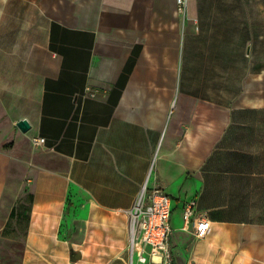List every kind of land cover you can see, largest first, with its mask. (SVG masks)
Here are the masks:
<instances>
[{
	"label": "crops",
	"instance_id": "1",
	"mask_svg": "<svg viewBox=\"0 0 264 264\" xmlns=\"http://www.w3.org/2000/svg\"><path fill=\"white\" fill-rule=\"evenodd\" d=\"M9 136L61 161L27 178L21 264H264V0H0ZM144 187L171 198L170 261L131 248Z\"/></svg>",
	"mask_w": 264,
	"mask_h": 264
},
{
	"label": "rangeland",
	"instance_id": "2",
	"mask_svg": "<svg viewBox=\"0 0 264 264\" xmlns=\"http://www.w3.org/2000/svg\"><path fill=\"white\" fill-rule=\"evenodd\" d=\"M38 148L28 137L9 136L0 144L3 163L7 166L2 170L0 185V228L7 219L6 208L13 197L16 196L17 201L21 200L23 211L27 209L26 198L27 193H30L26 184L27 178L43 175L46 170L54 169L61 163L59 158L42 153ZM7 227L6 236L0 233V264H21L25 222L17 225L10 222ZM132 227L134 230L133 224ZM170 259L171 253L167 261Z\"/></svg>",
	"mask_w": 264,
	"mask_h": 264
},
{
	"label": "built area",
	"instance_id": "3",
	"mask_svg": "<svg viewBox=\"0 0 264 264\" xmlns=\"http://www.w3.org/2000/svg\"><path fill=\"white\" fill-rule=\"evenodd\" d=\"M177 9L184 13L187 0H175ZM93 90L90 87L85 89L83 96H92ZM34 146L41 145L44 138L34 136L30 138ZM194 201L186 203L183 211V220L187 225L192 215ZM131 243L133 248L139 245V260L146 262V253L153 259L154 256L161 255L165 260L170 258L169 238L171 233L170 218L172 213V201L170 196L161 188L153 187L142 189L141 194L131 209ZM131 224V225H132ZM209 228V221L199 218L195 221L194 236L203 237Z\"/></svg>",
	"mask_w": 264,
	"mask_h": 264
},
{
	"label": "trees",
	"instance_id": "4",
	"mask_svg": "<svg viewBox=\"0 0 264 264\" xmlns=\"http://www.w3.org/2000/svg\"><path fill=\"white\" fill-rule=\"evenodd\" d=\"M32 194L31 193H27V198L26 201L28 203L27 209L25 211H23L22 207H21V200L19 199L15 206L12 207L10 213H9V217H8V221L6 223V226L10 225L11 223H15V225L21 223L22 221L25 222V228L27 226L28 220H29V214H30V209H31V203H32ZM25 228L23 231V234L25 233ZM1 235L6 236L5 231H3L1 233Z\"/></svg>",
	"mask_w": 264,
	"mask_h": 264
},
{
	"label": "water",
	"instance_id": "5",
	"mask_svg": "<svg viewBox=\"0 0 264 264\" xmlns=\"http://www.w3.org/2000/svg\"><path fill=\"white\" fill-rule=\"evenodd\" d=\"M16 125L22 132H26L29 129V123L26 119H20L17 121ZM73 253V251L70 253L71 259L73 258Z\"/></svg>",
	"mask_w": 264,
	"mask_h": 264
}]
</instances>
